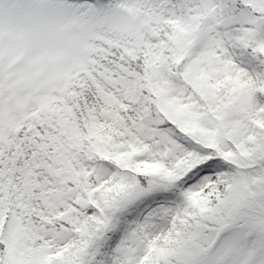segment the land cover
Masks as SVG:
<instances>
[{
  "label": "snow or ice",
  "instance_id": "1",
  "mask_svg": "<svg viewBox=\"0 0 264 264\" xmlns=\"http://www.w3.org/2000/svg\"><path fill=\"white\" fill-rule=\"evenodd\" d=\"M0 264H264V0H0Z\"/></svg>",
  "mask_w": 264,
  "mask_h": 264
}]
</instances>
